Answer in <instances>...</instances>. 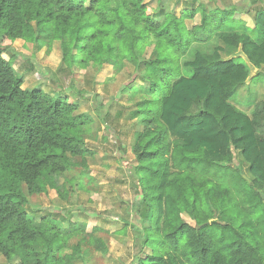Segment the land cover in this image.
Wrapping results in <instances>:
<instances>
[{"label":"trees","instance_id":"trees-1","mask_svg":"<svg viewBox=\"0 0 264 264\" xmlns=\"http://www.w3.org/2000/svg\"><path fill=\"white\" fill-rule=\"evenodd\" d=\"M247 5L252 29L233 19L234 7L199 4L177 16L162 0L155 11L147 0H0V257L78 264L89 250L108 251L70 218L28 212L29 197L75 193L67 174L87 170L92 118L66 96L22 88L14 58L3 57L21 40L58 44L67 71L128 64L148 83L131 114L143 126L133 148L140 198L131 206L139 224L131 264H264V100L248 113L233 105L250 69L225 60L240 48L258 75L264 69V3ZM214 37L209 51L193 47Z\"/></svg>","mask_w":264,"mask_h":264},{"label":"rangeland","instance_id":"rangeland-1","mask_svg":"<svg viewBox=\"0 0 264 264\" xmlns=\"http://www.w3.org/2000/svg\"><path fill=\"white\" fill-rule=\"evenodd\" d=\"M162 1L167 9L180 10L182 13L199 4L207 12L237 4L234 6L233 19L236 22L246 19L249 26L255 27L251 16L244 18L237 15L243 10H251L246 0ZM261 1L264 3V0ZM147 2L155 11L158 0ZM194 23H199V16L185 25L190 29ZM215 44L216 37L206 43L193 44V47L209 51ZM151 51L152 47H148L145 58H148ZM228 54L226 52L225 56ZM3 57L5 60L14 58L13 69L23 78L24 90L40 89L51 97L66 96L76 104L77 113H85L92 118V124L86 127L84 134L90 152L85 160L87 170L77 168L67 174V178L72 179L75 193H70L66 200L60 199L54 191L29 197L30 216L36 220L46 215L56 220L61 217L70 218L94 239L104 242L108 250L106 254L89 250L84 262L78 264H131L134 255L139 253L135 244L139 224L131 206L140 198V186L136 178L138 162L133 148L143 127L138 119L131 118V114L142 99L140 90L148 83L143 82L136 70L128 64L120 71L109 65L101 68L90 66L86 69L74 65L71 71H67L61 64L62 54L58 44L52 48H38L37 44H25L17 40ZM182 59H187V56ZM138 72L144 74L142 68ZM255 72L252 70L253 75ZM260 73L250 86L241 88L232 100L233 105L245 113L250 112L257 101L264 100V69ZM76 161L79 162V159ZM243 172L247 174L245 165ZM66 190L70 191V184L66 185ZM125 224L128 227L124 235L115 233ZM0 264L12 263L0 257Z\"/></svg>","mask_w":264,"mask_h":264},{"label":"crops","instance_id":"crops-1","mask_svg":"<svg viewBox=\"0 0 264 264\" xmlns=\"http://www.w3.org/2000/svg\"><path fill=\"white\" fill-rule=\"evenodd\" d=\"M180 1V0H179ZM193 2H196L197 0H192ZM210 1V0H209ZM213 1H215V0H213ZM236 0H232V2H235ZM247 2L249 1V0H246ZM211 2V1H210ZM246 2V4H248ZM199 6V5H198ZM197 6V7H198ZM234 6H237V4H231V7L230 8H232V7H234ZM196 7V8H197ZM196 8H192L193 10H195ZM191 10V9H190ZM174 12L176 15H177V13L179 14L181 11L180 10H177V11H174L173 9H167V12ZM186 11H189V10H187L186 9ZM181 14H182V12H181ZM237 15H239V16H243L244 18H246L248 15L250 16V14L248 13V12H246V11H242V12H238V14ZM196 16H199V15H196ZM195 16V17H196ZM195 19V18H194ZM187 20V19H186ZM192 20L191 19H188L187 21H185V23H187V22H191ZM241 22V21H240ZM242 23H244V25H246V27L247 28H254L253 27V25H251V26H249L248 25V23H247V20L246 19H243V21H242ZM253 24V23H252ZM201 50V49H200ZM226 58H225V60H229V59H232V58H241L242 60H244L245 61V63L248 65V67H249V69H250V77H249V80H247V82H246V84H245V86L246 87H248L250 84H251V82H252V80H254V78L255 77H257L258 76V74H259V70L258 69H255V68H253L249 63H248V61H247V59H246V57L242 54V51H241V49L239 48L235 53H232V54H228L227 56H225ZM252 70H255L256 72H255V74L253 75L252 74ZM244 86V87H245ZM260 93V92H259ZM258 93V94H259ZM261 95V94H260ZM263 95H261V97H262ZM247 168V167H246ZM247 175V174H246Z\"/></svg>","mask_w":264,"mask_h":264},{"label":"water","instance_id":"water-1","mask_svg":"<svg viewBox=\"0 0 264 264\" xmlns=\"http://www.w3.org/2000/svg\"><path fill=\"white\" fill-rule=\"evenodd\" d=\"M243 178H244L248 183L250 182L249 179H247L246 176H243ZM258 193H259L261 199L264 201V194L261 193L260 191H258ZM208 224H209V222L206 223V224H203V225H201V226H197L196 229L199 230V229L202 228L204 225H208Z\"/></svg>","mask_w":264,"mask_h":264}]
</instances>
